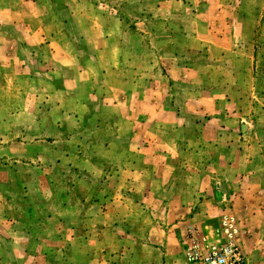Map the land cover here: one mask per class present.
Instances as JSON below:
<instances>
[{
  "label": "crops",
  "instance_id": "0c3cea01",
  "mask_svg": "<svg viewBox=\"0 0 264 264\" xmlns=\"http://www.w3.org/2000/svg\"><path fill=\"white\" fill-rule=\"evenodd\" d=\"M165 1L188 6L30 0L0 35V264H185L190 232L216 243L236 205L238 245L264 252V66L255 110L249 66L213 63L230 107L203 113L183 47L201 37Z\"/></svg>",
  "mask_w": 264,
  "mask_h": 264
},
{
  "label": "rangeland",
  "instance_id": "374dc122",
  "mask_svg": "<svg viewBox=\"0 0 264 264\" xmlns=\"http://www.w3.org/2000/svg\"><path fill=\"white\" fill-rule=\"evenodd\" d=\"M29 1L30 0H0V35L5 32L12 34L18 31L19 24L21 25V22L28 19L27 16H24V13L25 10H30L32 7ZM185 1L188 6L185 8L184 12L181 9L176 11V7H174L170 1H165L164 6H166L165 10L175 11V13L182 18L185 15L184 19H182L185 23L183 22L184 27L181 29V32L185 31L186 33L193 34L195 37L198 35L201 37V39H195L190 41V43L186 41L185 44H183L184 48H190L193 52L191 55H186V62L190 64L191 60H193L197 61L200 66H202V71L199 70V72L190 73L192 81L194 79V83L198 87V89H195V95L197 98L201 97L202 103L199 105L201 111L203 113L213 114L214 98L220 101L223 108L230 107L229 104H225V98H228L227 103L230 102L229 93L227 94L225 86L220 85H225V81L231 73L219 70L217 72L218 74H214L213 63L219 64L224 68L225 66L231 65L233 62L237 64V69H240L241 65L249 66L251 70V96L249 98L251 104L249 107L250 109L255 108V110L260 109V105L257 102L252 104V101H254L255 93H257L255 88L257 84L256 79L259 74L254 66H264V0ZM145 7L146 8L143 10L144 12L145 10L150 11L148 5H145ZM38 9L43 11L40 6H35L34 10L37 11ZM122 9L123 7H120L118 10L121 11V13H126V11ZM37 13L40 14L39 12ZM169 41L171 47L166 46L168 52L172 50V47L175 49L171 37ZM155 47L158 48L159 46L157 45ZM166 47H164V49H166ZM261 91H264V89L261 88ZM186 92L187 90H185V93ZM238 92L240 93L239 89ZM219 105L220 104H216L215 106L220 108ZM205 117L207 118L208 115ZM203 120L202 122H205ZM206 121L207 122L204 124L210 123V117H208ZM238 123V121H234V128L235 131L240 134V124ZM209 137L208 132H206L205 136L202 135V143L208 140L210 142L211 138L209 139ZM238 138V136H235V139ZM73 179H75L74 181L76 182L75 176H73ZM70 191L77 194L78 197L83 194L82 190L77 185L73 186ZM226 203L232 204L231 201ZM236 206L232 212L239 223L242 224V221L245 219L241 217L240 205ZM230 208H232V205ZM253 245L258 248V246L262 244L259 239L255 238ZM63 247L65 248V244H63ZM245 255L247 264H250V260L258 259V255L263 256L264 252L257 249L255 254L249 255L245 252Z\"/></svg>",
  "mask_w": 264,
  "mask_h": 264
},
{
  "label": "built area",
  "instance_id": "2783aa9c",
  "mask_svg": "<svg viewBox=\"0 0 264 264\" xmlns=\"http://www.w3.org/2000/svg\"><path fill=\"white\" fill-rule=\"evenodd\" d=\"M221 238L213 244H206L190 232L192 242L185 248V264H246V258L238 245V238L245 232L237 219L225 215L221 219Z\"/></svg>",
  "mask_w": 264,
  "mask_h": 264
}]
</instances>
